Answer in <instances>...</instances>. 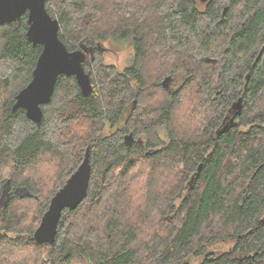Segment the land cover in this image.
Instances as JSON below:
<instances>
[{"label":"trees","instance_id":"16d2710c","mask_svg":"<svg viewBox=\"0 0 264 264\" xmlns=\"http://www.w3.org/2000/svg\"><path fill=\"white\" fill-rule=\"evenodd\" d=\"M45 6L92 92L60 75L40 122L13 112L42 47L26 14L0 25V264H264V0ZM105 41L131 45L126 65L104 61ZM88 146L86 197L37 243Z\"/></svg>","mask_w":264,"mask_h":264},{"label":"water","instance_id":"95a60500","mask_svg":"<svg viewBox=\"0 0 264 264\" xmlns=\"http://www.w3.org/2000/svg\"><path fill=\"white\" fill-rule=\"evenodd\" d=\"M199 1L204 3L208 0ZM45 4L46 0H0V25L18 21L26 14L27 39L42 47L31 80L17 93L12 106L13 112L24 109L27 118L36 123L42 119V106L50 101L58 76H74L83 96L92 92L91 78L82 64L85 52L67 48L58 36L59 22L47 11ZM169 80L170 76H166L162 84L168 86ZM241 101L240 97L233 103V115L219 133L235 123V117L241 111ZM89 151L88 146L81 163L51 198L33 234L37 243H54L63 211L76 209L86 197L92 172ZM201 166L198 164L190 185L199 175Z\"/></svg>","mask_w":264,"mask_h":264},{"label":"rangeland","instance_id":"374dc122","mask_svg":"<svg viewBox=\"0 0 264 264\" xmlns=\"http://www.w3.org/2000/svg\"><path fill=\"white\" fill-rule=\"evenodd\" d=\"M102 47L106 48L105 49L106 51L104 52V56H103L104 61L110 64L113 63L118 67H122L126 65L132 56V47L128 42L121 45L120 43L116 41H105L102 43ZM88 55H90V57L92 56L90 53H88ZM178 81L180 80L178 79ZM174 87H176V85H174ZM105 132L106 133L110 132V129L106 128ZM230 243H232V241ZM200 259H201V256L193 258L192 262L194 264H198L200 262Z\"/></svg>","mask_w":264,"mask_h":264},{"label":"flooded vegetation","instance_id":"af4514ba","mask_svg":"<svg viewBox=\"0 0 264 264\" xmlns=\"http://www.w3.org/2000/svg\"><path fill=\"white\" fill-rule=\"evenodd\" d=\"M105 49H106L105 47L102 48V54H103V56H104V52L106 51ZM230 118H231V116L228 117V118L224 121V125L230 120Z\"/></svg>","mask_w":264,"mask_h":264}]
</instances>
